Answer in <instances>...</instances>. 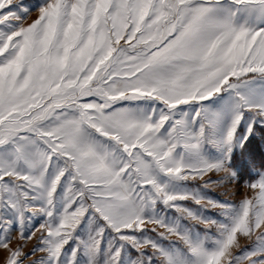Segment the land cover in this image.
Returning a JSON list of instances; mask_svg holds the SVG:
<instances>
[{"label":"snow or ice","instance_id":"1","mask_svg":"<svg viewBox=\"0 0 264 264\" xmlns=\"http://www.w3.org/2000/svg\"><path fill=\"white\" fill-rule=\"evenodd\" d=\"M0 264H264V0H0Z\"/></svg>","mask_w":264,"mask_h":264},{"label":"rangeland","instance_id":"2","mask_svg":"<svg viewBox=\"0 0 264 264\" xmlns=\"http://www.w3.org/2000/svg\"><path fill=\"white\" fill-rule=\"evenodd\" d=\"M247 177H243L242 179H241V181H240V183H243L244 182V179H246ZM211 191V193L212 194H215V195H217V196H220L221 195V193H219V189H214V190H210ZM240 194L238 193L237 194V197L239 196Z\"/></svg>","mask_w":264,"mask_h":264}]
</instances>
